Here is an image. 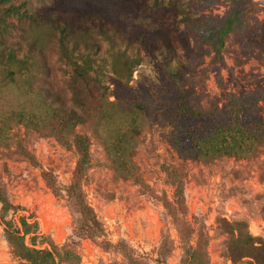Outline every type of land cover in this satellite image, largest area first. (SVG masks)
Returning a JSON list of instances; mask_svg holds the SVG:
<instances>
[{"label": "rangeland", "instance_id": "obj_1", "mask_svg": "<svg viewBox=\"0 0 264 264\" xmlns=\"http://www.w3.org/2000/svg\"><path fill=\"white\" fill-rule=\"evenodd\" d=\"M230 18L240 27L216 55L213 40L217 47ZM143 40L155 46V61ZM0 42H7L4 54L14 49L20 58L36 42L48 67L46 74L33 69L12 81L0 55V187L19 206L18 216L37 223L42 237L35 246L27 238L30 247L56 252V264H256L252 244L264 242V146L245 159H183L168 140L169 125L138 116L135 155L124 164L133 176L122 178L99 132L111 138L124 130L127 109L105 95L101 101L112 117L107 125L97 127L93 114L94 121L75 128L90 141L80 188L96 217L93 226L67 192L79 162L73 137L64 145L50 118L34 130L16 116L38 107L29 83L81 112L70 85L74 63L88 59L93 74L109 85L113 68L122 65L118 53L126 52L141 63L130 83L139 96L169 90L166 71L161 79L155 62L166 68L170 58L171 68L181 65L184 88L199 109L221 108L232 96L252 92L264 117V0H0ZM120 85L126 99V79ZM175 181L182 182L180 197ZM0 264H30L14 255L1 223Z\"/></svg>", "mask_w": 264, "mask_h": 264}, {"label": "trees", "instance_id": "obj_2", "mask_svg": "<svg viewBox=\"0 0 264 264\" xmlns=\"http://www.w3.org/2000/svg\"><path fill=\"white\" fill-rule=\"evenodd\" d=\"M10 9H13L9 10L13 13H19L14 6ZM24 18H27V15ZM238 27L240 26L236 18H230L225 22L219 32L220 42L217 47L216 40H213L216 55L221 54L228 35ZM60 40L64 44V34L61 35ZM141 44L151 59L155 61L157 59L155 46L144 40ZM163 44L171 55L170 45L166 41H163ZM7 48V42H0V55L5 59L7 73L8 76L12 75L10 78L12 81L16 75L33 69L46 74L48 67L43 61L45 56L36 42L28 44V52L22 58L14 49L4 54V49ZM118 55L122 65L119 69L113 68L112 73L115 80L109 85L93 74V68L88 59L84 60L81 66L74 63L75 68L70 78V85L73 102L81 112L67 109L59 97L48 93L42 87H38L35 91L33 85L29 83L27 84L28 93L37 99L38 107L24 108L16 116L34 130L37 127L36 124L50 118L51 122L56 123V136L64 145H69L73 137L79 154V162L75 181L67 192L72 206L82 215L83 219L92 221L93 226L97 224L96 217L91 208L85 204L80 188L81 181L90 165V141L86 135L77 133L75 128L94 121L93 114L98 119L95 122L97 127L100 128L103 122L107 125L112 117L101 101L105 95L115 97V101L109 102L113 106L124 105L127 109L126 118L122 122L124 130L116 132L111 138L99 132L109 161L113 164L116 174L122 178L133 176L129 169H124V164L135 155L132 142L140 135L138 116L156 117L161 123L169 125L171 132L168 140L183 159L203 163H211L222 158L245 159L256 156L259 149L264 146V117L259 105L260 100L254 93L243 92L232 96L221 108L201 110L197 107L194 96L184 88L188 78L182 74L181 65L178 64L177 68H171V60L168 57L169 63L166 68L157 61L155 66L158 67L157 73L161 79H164L166 71L167 81L170 84L169 90H157L151 97H147L146 94L139 96L130 83L137 71L136 68L141 65L140 60L131 58L126 52H119ZM123 79H126V99H123L124 96L120 92V83ZM38 129L41 131L43 128L38 126ZM46 179L49 186L57 191L48 175ZM174 184L180 197L182 182L175 181ZM19 210V206L12 203L0 187V223L4 226L6 238L14 255L30 264H56L58 258L56 252L48 248H32L27 244V238H29L31 244L35 246L42 236L38 232L37 223L30 222L24 216H18ZM240 241L245 245H250L251 239L241 237ZM252 255L256 264H264V242H260L259 246L252 244Z\"/></svg>", "mask_w": 264, "mask_h": 264}]
</instances>
